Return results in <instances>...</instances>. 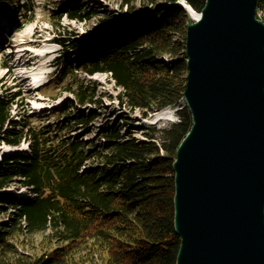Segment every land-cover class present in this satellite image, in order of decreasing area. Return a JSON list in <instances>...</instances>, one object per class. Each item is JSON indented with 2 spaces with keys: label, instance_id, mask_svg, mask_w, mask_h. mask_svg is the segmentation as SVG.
<instances>
[{
  "label": "trees",
  "instance_id": "trees-1",
  "mask_svg": "<svg viewBox=\"0 0 264 264\" xmlns=\"http://www.w3.org/2000/svg\"><path fill=\"white\" fill-rule=\"evenodd\" d=\"M178 1L182 0H119L128 13H135L138 3L151 5L152 18L138 22L131 32H94L87 43L90 48L91 41L101 37L96 51L71 50L80 58L76 67L82 71L110 73L121 89L122 104L131 110L141 109L148 116L180 105L179 119L169 126L143 127L144 137L137 138L123 131L130 123L122 119L86 142L63 132L74 122L87 123L89 116L70 117L65 110L58 113L65 119L36 123L26 111L20 121L12 111L23 92L1 96L0 146L4 142L17 147L27 141L29 147L10 152L0 147V213H8V219L0 221V264H177L181 238L174 224L173 163L192 125L182 100L185 33L193 22ZM184 1L201 11L206 0ZM80 4L69 6L68 15L83 20L95 14V8ZM11 6L13 14L27 15L31 8L19 0H0V7ZM259 10L264 11V0L258 1ZM176 33L182 34V42L173 39ZM65 42L59 40L61 46ZM163 55L171 58L168 63ZM72 68L70 64L69 72ZM68 89L78 103L95 102V91L83 83ZM39 116V121L50 118L48 113ZM16 182L31 195L7 191ZM25 233H45V246L38 253H25L18 241Z\"/></svg>",
  "mask_w": 264,
  "mask_h": 264
},
{
  "label": "water",
  "instance_id": "water-1",
  "mask_svg": "<svg viewBox=\"0 0 264 264\" xmlns=\"http://www.w3.org/2000/svg\"><path fill=\"white\" fill-rule=\"evenodd\" d=\"M259 0H206L187 25L176 150L177 264H264V19ZM181 108V107H180Z\"/></svg>",
  "mask_w": 264,
  "mask_h": 264
},
{
  "label": "rangeland",
  "instance_id": "rangeland-1",
  "mask_svg": "<svg viewBox=\"0 0 264 264\" xmlns=\"http://www.w3.org/2000/svg\"><path fill=\"white\" fill-rule=\"evenodd\" d=\"M19 1L21 5L25 3L30 5L27 15L19 12L11 13L14 12V6L0 8V16L9 15L13 27L18 28L13 36L6 34L7 39L0 40V98L9 92H23L18 100L19 104L15 105L12 111L16 120L22 121L26 111L29 115H34L32 117L36 123L47 121L53 123L65 119V116L58 117V113L61 114L65 110L70 117L83 114L90 117L89 121L74 122L73 126L63 134L73 139L82 137L86 142H93L101 129L105 126L111 127L122 119L130 123L129 129L124 126L123 131H130L137 138L144 137L143 127L163 128L179 119L177 110L180 105H171L175 114L159 120L155 118L157 111L144 116L143 110L138 108L131 110L123 105L120 98L121 89L112 75L107 72L90 75L82 71L76 67L80 58L71 51L73 49L83 54L96 51L101 37L91 41L90 48L87 41L92 40L94 32L99 30H104V34L108 35L113 34L114 28L124 32L134 31L139 27L138 22L143 23L148 18H152L151 5L144 6L138 3L137 11L128 13L125 7L120 6L119 0ZM80 2L83 8H95V14L83 20L69 16V6ZM259 13L264 17L263 10H259ZM181 35L176 33L173 39L182 42ZM63 39H66V44L61 46L59 40ZM39 48L49 52L40 51ZM20 49L24 51L19 52ZM22 53L26 55L19 58ZM162 58L166 62L171 59L166 55ZM66 61L69 62L67 67L63 64ZM70 64L74 66L73 72H69ZM39 83L42 85L38 86ZM73 83H83V86L92 92L95 91V102L78 103L74 93L68 89ZM182 102L185 100L183 99ZM43 113H48L50 118L39 121V115ZM0 147L1 151L10 152L19 149L27 151L29 144L23 141L20 146L14 147L3 142ZM7 191L21 196L31 195L29 189L21 186L19 182L7 188ZM2 219H8L7 212L0 213V221ZM18 241L20 249L31 254L38 253L42 245L45 246L44 242L47 239L45 233L34 235L25 233Z\"/></svg>",
  "mask_w": 264,
  "mask_h": 264
},
{
  "label": "bare ground",
  "instance_id": "bare-ground-1",
  "mask_svg": "<svg viewBox=\"0 0 264 264\" xmlns=\"http://www.w3.org/2000/svg\"><path fill=\"white\" fill-rule=\"evenodd\" d=\"M182 2L183 3H185V7H187L188 8V10H189V12L191 13V15H194V16H197L198 14L197 13H194V11H193V9L188 5V4H186V2L184 1V0H182ZM258 15H259V12H258ZM262 19H264V17L262 18ZM3 20V18L1 17L0 18V28H1V30H3V27H2V24H4V26H6L7 27V29H9V28H12L11 30L13 31V30H15V28L13 27V23L11 22L10 23V21H9V19L7 18L6 20H4V21H2ZM2 21V22H1ZM40 49V48H39ZM11 51L13 50V49H10ZM9 50V51H10ZM19 52H23L24 51V49H20V50H18ZM27 51H29V49H27ZM40 51H43L42 49H40ZM45 52H49L48 50H44ZM43 51V52H44ZM23 55H26V53H22ZM175 114V112H174V110L172 109V107H171V105H168V106H166V107H164V108H162L160 111H157V113H156V115H155V118H156V120H159V119H162V118H167L168 116H173ZM13 151V150H12ZM3 152H9V150H5V151H3ZM16 195V194H15ZM17 196H18V194H17Z\"/></svg>",
  "mask_w": 264,
  "mask_h": 264
},
{
  "label": "built area",
  "instance_id": "built-area-1",
  "mask_svg": "<svg viewBox=\"0 0 264 264\" xmlns=\"http://www.w3.org/2000/svg\"><path fill=\"white\" fill-rule=\"evenodd\" d=\"M259 17H260V18H263V17L261 16V14H260V13H259Z\"/></svg>",
  "mask_w": 264,
  "mask_h": 264
}]
</instances>
